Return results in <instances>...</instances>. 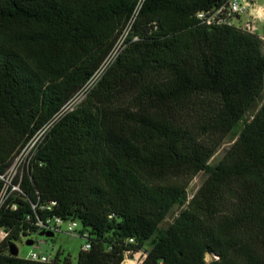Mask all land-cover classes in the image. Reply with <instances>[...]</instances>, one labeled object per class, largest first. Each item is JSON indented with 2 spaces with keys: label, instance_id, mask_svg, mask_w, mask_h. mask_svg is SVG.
Returning a JSON list of instances; mask_svg holds the SVG:
<instances>
[{
  "label": "trees",
  "instance_id": "trees-1",
  "mask_svg": "<svg viewBox=\"0 0 264 264\" xmlns=\"http://www.w3.org/2000/svg\"><path fill=\"white\" fill-rule=\"evenodd\" d=\"M139 1L0 0V175L53 122L0 207V264H72L9 253L53 217L88 235L76 264L138 251L141 264H264V44L197 18L229 0H142L135 13ZM131 20L116 59L61 114Z\"/></svg>",
  "mask_w": 264,
  "mask_h": 264
},
{
  "label": "built area",
  "instance_id": "built-area-1",
  "mask_svg": "<svg viewBox=\"0 0 264 264\" xmlns=\"http://www.w3.org/2000/svg\"><path fill=\"white\" fill-rule=\"evenodd\" d=\"M142 0L139 1L135 13H137L140 8ZM260 9L256 6L255 0H229L226 6L220 7L218 9H212L207 12H201L197 15V18L207 26L213 25H229L240 28L242 31L255 34L259 17ZM248 16V21L235 24V21L239 20L242 15ZM133 20L129 21L126 27L120 33L115 45L103 60L99 68L94 72L87 83L82 86L76 94L63 106L61 114L72 109L74 106L79 104L88 94V92L94 87L97 81L100 79L101 75L104 73L105 69L110 66L113 61L118 56L119 52L123 47V43L128 36ZM258 36V35H257ZM259 37V36H258ZM260 38V37H259ZM261 39V38H260ZM53 122L47 124L41 130H39L19 151L11 165L8 167L3 175H0V181L2 187L0 190V207L6 201V199L14 192H19V186L14 184L16 178L21 174L22 170L28 166L29 161L33 155L37 143L44 136L46 131L52 125ZM55 202H51L50 206L46 209H50L54 206ZM35 208V207H33ZM61 224H67L66 233L69 235H79L81 238L85 239L86 243L82 248V251H88L90 249V244L87 242V233L81 232L80 223L77 220H63L59 217H53L45 221H38L36 226L38 227L37 233L40 231H47L55 234L60 229ZM77 228H80V232H77ZM36 233V234H37ZM132 242V240H130ZM33 248L29 251L26 258L31 262L36 263H49L54 259L55 256H51L40 250L39 246L33 242ZM146 253L144 251H138L133 254H127L125 260L122 264H141ZM127 262V263H126Z\"/></svg>",
  "mask_w": 264,
  "mask_h": 264
},
{
  "label": "rangeland",
  "instance_id": "rangeland-1",
  "mask_svg": "<svg viewBox=\"0 0 264 264\" xmlns=\"http://www.w3.org/2000/svg\"><path fill=\"white\" fill-rule=\"evenodd\" d=\"M241 1V0H239ZM256 4L263 5L264 0H255ZM248 21V16L242 15L241 18L237 21H235V24H242L244 22ZM256 35H258L263 44H264V22L257 23V28L255 31ZM264 101V94L263 99L258 102V105L262 104ZM258 110V107L253 111V113ZM252 112L247 115V118L251 119ZM238 130H235L231 132L223 141L221 146L218 148L212 159L210 160L211 165L217 164L225 155V153L228 151V149L231 147V145L234 143L238 136ZM206 175L204 173H199L196 177L193 178L191 181L188 189H187V201L192 198V196L196 193V191L199 189L201 184L203 183ZM182 210V208H174L172 212L169 214V216L164 220V222L161 224V228H166L169 224L172 223V221L176 218L178 213ZM67 224H61L60 229L58 232L54 234L51 238H45V237H37L36 235L31 236H23L18 241L14 242V245L16 246L18 250V257L20 258H26L29 251L32 249V246H26V241L31 240L35 243L38 241L44 242L41 245V250L45 253L50 254L51 256H55L58 251L62 253L63 256H69L72 264H76L77 257L79 252L82 250L83 246L85 245L86 241L85 239L81 238L79 235H69L66 233ZM77 232H80V228H77ZM3 237L2 234L0 236ZM213 258L210 255L206 256V261H211ZM127 263V262H126ZM130 264V263H128Z\"/></svg>",
  "mask_w": 264,
  "mask_h": 264
},
{
  "label": "water",
  "instance_id": "water-1",
  "mask_svg": "<svg viewBox=\"0 0 264 264\" xmlns=\"http://www.w3.org/2000/svg\"><path fill=\"white\" fill-rule=\"evenodd\" d=\"M37 237H45V238H51L54 236L53 233L51 232H47V231H40L36 234ZM26 246H32L33 245V241L28 240L26 241ZM9 253L12 256H17L18 255V250L16 248V246L14 245V243H12L11 245H9Z\"/></svg>",
  "mask_w": 264,
  "mask_h": 264
},
{
  "label": "crops",
  "instance_id": "crops-1",
  "mask_svg": "<svg viewBox=\"0 0 264 264\" xmlns=\"http://www.w3.org/2000/svg\"><path fill=\"white\" fill-rule=\"evenodd\" d=\"M256 6H258L259 7V9H260V12H259V17H260V19L258 20V24L259 23H262V22H264V4L263 5H259V4H256ZM35 243V242H34ZM44 242L42 241V242H40V241H38L37 243H35V244H37L38 246H39V248H41V245L43 244ZM32 248H33V246H32ZM41 250V249H40ZM42 251V250H41ZM58 252H60V251H58ZM61 253V252H60Z\"/></svg>",
  "mask_w": 264,
  "mask_h": 264
}]
</instances>
